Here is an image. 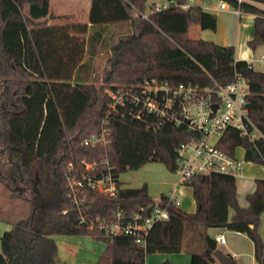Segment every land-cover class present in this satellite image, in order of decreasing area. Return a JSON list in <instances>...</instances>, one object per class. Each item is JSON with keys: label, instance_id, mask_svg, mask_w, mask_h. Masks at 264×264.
<instances>
[{"label": "trees", "instance_id": "trees-1", "mask_svg": "<svg viewBox=\"0 0 264 264\" xmlns=\"http://www.w3.org/2000/svg\"><path fill=\"white\" fill-rule=\"evenodd\" d=\"M91 1L88 31L78 26L87 33L81 39L70 37L72 26L45 27L48 20L63 18L53 14L49 0H0V183L11 197L17 192L30 206L25 218L0 235V264H70L56 262L53 238L60 235L102 241L106 247L93 264H145L154 253H188L190 264H214L217 245L208 228L247 235L257 263L264 264L258 231L264 215V179L255 180L248 206L242 208L235 177L192 176L182 184L191 189L194 211L188 213L170 203V217L153 225L144 246L99 228L115 221L119 210L128 214L153 203L145 185L121 188L120 174L152 162L174 173L181 164L176 150L198 138L185 124L151 129L122 111L110 112L109 92L151 79L203 89L243 77L248 117L258 136L250 139L229 128L217 148L231 157L242 148L245 162L264 166V72L235 60L233 46L191 39L192 24L212 32L218 22L199 6L183 11L180 5L186 0H168L171 5L161 11H155L152 3L147 13L148 0ZM220 1L253 17V35L247 45L251 50L264 46V9L258 6L264 0ZM109 26L123 32L112 43L104 38ZM103 47L108 56L98 73L92 69L93 60ZM54 82L61 85L60 93L53 90ZM102 121L110 132L106 148L82 145L84 138L99 132ZM104 159L118 178L119 190L112 197L88 190L85 204L77 209L69 196L67 176L92 175L81 161ZM28 188L35 202L23 197ZM160 200L167 201L166 195Z\"/></svg>", "mask_w": 264, "mask_h": 264}, {"label": "built area", "instance_id": "built-area-1", "mask_svg": "<svg viewBox=\"0 0 264 264\" xmlns=\"http://www.w3.org/2000/svg\"><path fill=\"white\" fill-rule=\"evenodd\" d=\"M194 0H186L180 5L183 11L188 10ZM240 2L241 0H237ZM171 3L154 5L155 11L166 9ZM220 9L228 6L220 1ZM237 16L239 10H234ZM247 88L243 77L236 76L224 86L198 88L190 84L170 85L155 79L146 80L138 85L117 88L109 92V111H122L132 120L142 122L147 128L155 129L162 124L179 126L185 124L194 131L198 138L180 145L176 154L181 161L173 173L181 182L188 181L197 174L218 173L236 177L241 171V162L217 148V143L224 132L233 128L250 139L256 138L258 132L248 117L245 96ZM216 109L213 110L212 106ZM106 121H102L99 132L82 140V145L105 149L109 143ZM81 164L92 175L81 174L79 177L67 176L69 196L80 209L85 204L86 192L93 190L107 197H112L119 190L118 178L112 174V167L104 159ZM167 201L153 200L149 206H141L131 213L117 211L115 221L100 226L111 235H125L135 243L144 246L153 225L168 219V205L179 206L172 195H166ZM84 220L80 217V223ZM216 245L224 243L223 233L213 237Z\"/></svg>", "mask_w": 264, "mask_h": 264}, {"label": "crops", "instance_id": "crops-1", "mask_svg": "<svg viewBox=\"0 0 264 264\" xmlns=\"http://www.w3.org/2000/svg\"><path fill=\"white\" fill-rule=\"evenodd\" d=\"M210 1V0H209ZM207 2L200 0H194L195 6L201 7L203 11L212 13L216 16V30L214 31L213 37L208 41L214 43L220 47L233 46L234 47V58L235 60L246 61L253 70L264 72V46H260L255 50H251L247 42L252 38L253 28H244L241 26L240 33L232 38L221 37L218 31L221 29L222 22L220 18L228 19L226 12L228 7L224 10L220 9L219 5H211ZM91 0H49L50 8L55 16L63 17L67 16V19H55L48 20L45 27H60L62 25L72 26L70 37L74 38H86L87 33H81L78 26L84 25L88 31L89 23L87 19L88 11L90 8ZM156 4V3H154ZM234 12V11H233ZM235 14V13H234ZM248 16V23L253 24L252 16ZM69 17V18H68ZM42 21L41 20H38ZM60 25V26H59ZM253 27V26H252ZM86 31V32H87ZM206 31V30H205ZM243 32V33H242ZM245 43L247 49L245 48ZM74 83V82H73ZM72 83V84H73ZM239 161L235 156H233ZM241 162V161H239ZM250 163V162H249ZM261 166V165H260ZM243 162H241V171L235 177V185L237 201L240 207L246 208L248 206L247 196L252 193L255 187L256 179H264V166L261 168H249L246 167L244 171ZM130 174H123L124 177L119 176V182L121 188L136 189L140 186L145 185L148 196L153 200H158L162 195H172L179 202V207L182 209L183 204L187 201V198L191 195L190 187L184 186L182 182L177 178L175 174L168 172L166 167L157 162L146 163L142 171L135 170L129 172ZM195 209V208H194ZM193 207L188 208V213H192ZM233 215V211L229 210V217ZM260 237L263 243L264 252V215L260 218V225L258 228ZM207 234L213 238L218 233H223L224 243L217 246V249L222 251L224 254L230 256L232 262L235 264H258L254 257V247L247 235L239 232L228 231L221 228H208ZM191 256L188 253H177V254H162L160 256H148L145 260V264H162L169 262L171 264H190ZM264 262V253H263ZM214 264H218L215 260Z\"/></svg>", "mask_w": 264, "mask_h": 264}, {"label": "rangeland", "instance_id": "rangeland-1", "mask_svg": "<svg viewBox=\"0 0 264 264\" xmlns=\"http://www.w3.org/2000/svg\"><path fill=\"white\" fill-rule=\"evenodd\" d=\"M152 3H156L157 5L167 4L169 3L168 0H148L146 13L149 10V5ZM209 3L213 6L219 5V0H210ZM154 4V5H156ZM259 7L264 9V4H259ZM234 9L228 7L226 14L229 16L228 19L220 18V22H222V27L218 31L221 37L225 38H232L237 36L240 33V28L243 26L245 29L249 28L250 30L253 28L251 23H248V16L245 14H241L237 16L234 14ZM54 14V13H53ZM64 19H67V16H63ZM63 18H60L61 20ZM69 18V17H68ZM60 26V25H59ZM65 26V25H62ZM61 27V26H60ZM118 33H123L122 29L117 28L116 26H109L108 29L105 31L104 38L107 43H112L115 40V37ZM243 33V32H242ZM189 37L191 39H203L208 41L213 37L214 31H202L199 29L198 25L192 24L189 28ZM245 48L247 49V45L245 43ZM248 50V49H247ZM107 49L106 47L100 48L98 52L95 53L94 62L92 69L98 73H101L103 68H105V61L107 58ZM51 79L55 78V74H49ZM71 81V76L67 79ZM73 83V82H72ZM53 90L57 93H60L61 85H57L56 82L53 83ZM234 156L241 162H243V169L245 170L246 167L253 168H261L260 165H256L254 163L245 162L243 160V149L237 148L234 152ZM144 166H142L139 171H142ZM127 171L122 173L121 176H125L123 174H130ZM173 174V173H172ZM35 188L41 189L42 184H34ZM29 188L23 194L24 198H27L30 201L35 202V197L29 194ZM10 192L0 183V235L4 232L9 231L13 228V224L21 219L25 218L30 212V206L28 202H25L23 199L17 197V192H14V197L10 196ZM193 207L195 208V204L193 201L192 194L190 197L187 198V201L183 204L182 210L185 212L188 211V208ZM54 241L57 245V255H56V262H67L70 264H93L97 261L99 255L103 251L105 244L102 241L94 240L87 236H55ZM155 256H160L162 254H153ZM150 255V256H153Z\"/></svg>", "mask_w": 264, "mask_h": 264}, {"label": "water", "instance_id": "water-1", "mask_svg": "<svg viewBox=\"0 0 264 264\" xmlns=\"http://www.w3.org/2000/svg\"><path fill=\"white\" fill-rule=\"evenodd\" d=\"M192 19H193V17H192ZM219 54H220V49H217L216 50V57H218ZM212 108H213V110H215L216 106L213 105ZM213 258L218 262V264H232V259L230 258V256L224 254L222 251H220L218 249L214 251Z\"/></svg>", "mask_w": 264, "mask_h": 264}]
</instances>
